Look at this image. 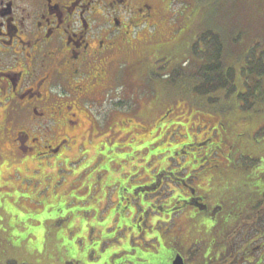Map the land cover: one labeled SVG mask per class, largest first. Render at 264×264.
I'll return each mask as SVG.
<instances>
[{
	"label": "rangeland",
	"instance_id": "374dc122",
	"mask_svg": "<svg viewBox=\"0 0 264 264\" xmlns=\"http://www.w3.org/2000/svg\"><path fill=\"white\" fill-rule=\"evenodd\" d=\"M163 3L168 37L136 29L127 56L158 49L153 72L161 75L212 31L223 41V63L234 67L235 89L203 85L190 76L197 66L177 78L151 77L163 82L159 94L146 87L141 102L119 103L96 132L54 156L20 154L14 162L0 135V264H141L203 217L210 229L212 212L239 216L264 193V98L246 96L249 87L264 89V73L248 71L264 63V1ZM243 32L247 41L234 44ZM256 35L263 43L253 46ZM111 108L100 106L98 115Z\"/></svg>",
	"mask_w": 264,
	"mask_h": 264
},
{
	"label": "flooded vegetation",
	"instance_id": "af4514ba",
	"mask_svg": "<svg viewBox=\"0 0 264 264\" xmlns=\"http://www.w3.org/2000/svg\"><path fill=\"white\" fill-rule=\"evenodd\" d=\"M163 4L0 0V135L5 153L17 154L14 162L20 154L54 156L96 132L99 118L115 116L119 103L141 102L146 87L154 91L156 86L154 95L159 94L161 84L151 80L157 72L147 67L158 49L148 56L127 54L136 29L138 34L156 30L161 41L168 37L162 31ZM146 41L152 43V37ZM104 105L112 108L98 115ZM206 218L187 228L188 235L181 233L177 244L165 246L162 260L148 264H175L176 259L180 264H264V193L244 202L239 216L212 212L210 229Z\"/></svg>",
	"mask_w": 264,
	"mask_h": 264
},
{
	"label": "trees",
	"instance_id": "16d2710c",
	"mask_svg": "<svg viewBox=\"0 0 264 264\" xmlns=\"http://www.w3.org/2000/svg\"><path fill=\"white\" fill-rule=\"evenodd\" d=\"M262 1H264V0H262ZM247 39H248V32H245L237 40L238 43L234 42V44L236 43L237 45L239 44V46H240L241 43H243L244 40L247 41ZM254 39L251 42L253 44V46L258 45V44L260 45L263 43V39L257 35ZM235 40L236 39H233L232 41H235ZM201 42L204 43V45H205V47H202L204 50L201 49L197 54H195L196 50H197V46ZM238 47H237V49H238ZM246 50H247V48H246ZM249 50L247 51L246 56H248V58L251 59V57L254 55V52H253V49L250 51ZM190 51H191V53L188 54V50H187L184 53V58L182 60L173 61L172 65L169 67V69H166L163 74L158 75V76L164 77L166 75H169L171 78H177L181 74L182 75H185V73L189 74L188 72H186V70L197 66V69H196L197 72L192 71L190 76H192L194 79H197L203 85H205V86L210 85L211 89L215 88L216 86H222V85L225 86L227 88V90H230V89L234 90L235 89V85H234L235 70L233 69L234 67L231 66L232 63H230V65H226L225 63H223V60H225V58L223 57L224 45H223V41L219 35H216L212 31H206L204 33H201L200 36L198 37V39L194 40V42L192 44V49ZM156 54H160V53H158L156 51L153 59L147 63V67L150 70V72H152V74L155 73L153 71L158 69V67L156 66V63L154 64V62L156 60V58H155ZM194 55L196 57L198 55V59H203V61H201L199 63L198 59L196 60L194 58L195 57ZM171 57H172V55H171ZM184 62L190 63V66L189 67H183ZM192 64H194V65L192 66ZM254 66H255V68L258 69V72L260 74L264 73V63L262 60H260L258 63H255L253 61L251 63V65L248 67L249 73L252 74V73L256 72ZM195 74H198V76H195ZM158 82L161 83L162 81H158ZM216 82H218V84H216ZM229 85H231V87H229ZM152 89H153V87H152ZM249 89H250V91L246 94V96L263 97L264 98V89L259 84L257 86H254L253 88L249 87ZM157 90H158V88L155 86L154 91H157ZM200 90H201V88H200ZM262 130L264 131V128H262ZM253 190H254V188H253ZM255 191L258 193L257 189L254 190L253 192H255ZM251 199L256 200L257 198L252 197ZM248 200H250V199H248ZM234 203H241V202L237 201ZM241 209L243 210V207ZM163 254H164V252H162V250H161V251H159V255L156 254V255H153L152 257L147 256L146 260H144L143 262H139V263L148 264V263L158 262L159 260L163 259V257H162ZM10 263L11 262H9V264Z\"/></svg>",
	"mask_w": 264,
	"mask_h": 264
},
{
	"label": "water",
	"instance_id": "95a60500",
	"mask_svg": "<svg viewBox=\"0 0 264 264\" xmlns=\"http://www.w3.org/2000/svg\"><path fill=\"white\" fill-rule=\"evenodd\" d=\"M179 261H180V260H178V259H177V260H176V262H175V264H180V262H179Z\"/></svg>",
	"mask_w": 264,
	"mask_h": 264
}]
</instances>
